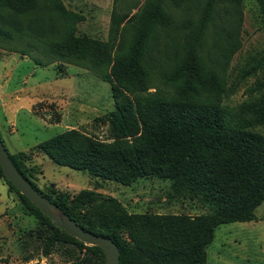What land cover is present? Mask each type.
Instances as JSON below:
<instances>
[{
	"label": "trees",
	"instance_id": "obj_1",
	"mask_svg": "<svg viewBox=\"0 0 264 264\" xmlns=\"http://www.w3.org/2000/svg\"><path fill=\"white\" fill-rule=\"evenodd\" d=\"M192 1L142 0L126 20L128 37L102 41L75 35L80 17L60 0H0L1 26L19 30L2 11L28 14L26 30L45 41L56 56L88 67L110 83L113 108L100 120L107 125L110 141L68 129L35 144L38 151L55 164L121 184L147 175L166 177L174 191L196 196L210 209L195 217L127 213L114 199L94 190L80 189L72 195L56 188L43 192L30 179L33 170L25 165L26 153L6 150L16 169L43 196L84 230L116 244L118 264H204L214 229L252 219L253 209L264 198V135L251 129L264 122V62L250 90L256 96L227 108L210 97L228 95L233 89L215 78L213 70L207 71L199 56L201 41L213 27L214 4L238 5L242 0H202L195 23L183 36V55L161 77L169 93L141 94L150 85L146 69L153 61L152 36L168 24L164 8H183ZM252 1L264 25V0ZM0 179L39 222L35 231L43 238L42 255L57 242L68 243L90 253L71 264H102L99 247L56 227L1 169Z\"/></svg>",
	"mask_w": 264,
	"mask_h": 264
},
{
	"label": "rangeland",
	"instance_id": "obj_2",
	"mask_svg": "<svg viewBox=\"0 0 264 264\" xmlns=\"http://www.w3.org/2000/svg\"><path fill=\"white\" fill-rule=\"evenodd\" d=\"M60 1L80 17L75 35L102 41L113 36L128 37L126 20L142 2ZM201 4L202 0H193L183 8H164L168 24L164 29L157 28L152 36L153 61L151 68L146 69L150 85L142 95L169 93L161 77L183 55V36L195 23ZM2 14L9 16L19 30L0 24L7 33H0V82L5 77L2 87L6 92L5 117L13 129V133L6 132V136L1 133L0 137L9 153H26L25 165L33 170L30 179L41 191L56 188L72 195L80 189L94 190L114 199L127 213L195 217L210 212L196 196L174 191L166 177L147 175L121 184L55 164L38 151L35 144L68 129H78L93 140L110 141L107 125L100 122L113 108L110 83L100 79L92 69L56 56L45 41L37 40L26 30L28 14L12 15L6 11ZM212 23L201 41L199 56L207 71L213 70L215 78L224 80L226 87L233 89L228 95L210 98L233 108L256 96L250 90L260 77L264 62V25L252 0H242L238 5L215 3ZM15 94L21 99L16 100ZM30 98L35 101L27 104ZM18 105L21 107L15 114ZM251 129L264 135V122L253 124ZM252 214L250 220L228 222L214 229L212 241L205 248L204 264H264V198ZM39 226L27 214L16 193L0 179V264H71L90 256L85 249L61 242L42 255L43 238L35 231Z\"/></svg>",
	"mask_w": 264,
	"mask_h": 264
},
{
	"label": "water",
	"instance_id": "obj_3",
	"mask_svg": "<svg viewBox=\"0 0 264 264\" xmlns=\"http://www.w3.org/2000/svg\"><path fill=\"white\" fill-rule=\"evenodd\" d=\"M0 169L4 177L16 190L45 215L56 227L78 241L99 247L103 252L102 264H118V249L116 244L107 237L91 234L75 221L69 218L54 203L36 190L30 182L21 175L8 157V153L0 138Z\"/></svg>",
	"mask_w": 264,
	"mask_h": 264
},
{
	"label": "crops",
	"instance_id": "obj_4",
	"mask_svg": "<svg viewBox=\"0 0 264 264\" xmlns=\"http://www.w3.org/2000/svg\"><path fill=\"white\" fill-rule=\"evenodd\" d=\"M6 74V73H5ZM7 74H10L9 72H7ZM26 81V78H23V82ZM5 82V77H3L2 81L0 82V134L2 133V135L4 134L6 136V132L11 134L13 133V129H12V126H11V123H9L5 117V102H4V98H5V94L6 92H4V90H2V87H3V83ZM22 89V87H21ZM17 90H20V88H18ZM45 95H42V97H44ZM14 98L16 100H20L21 99V96L20 95H14ZM38 99V98H36ZM33 101H35L34 99L30 98L29 101H27V104L29 103H32ZM21 106L18 105L17 107L14 108V113L16 114V110L17 108H20ZM29 109V108H28ZM30 113L31 110L29 109ZM14 114V115H15ZM33 114V113H32ZM13 115V116H14ZM34 115V114H33ZM36 116V115H34ZM39 120H41L44 124H47L46 120H44L43 118L39 117V116H36ZM15 131V130H14ZM64 131V130H63ZM15 152H18V151H15ZM15 152H11V153H15Z\"/></svg>",
	"mask_w": 264,
	"mask_h": 264
}]
</instances>
